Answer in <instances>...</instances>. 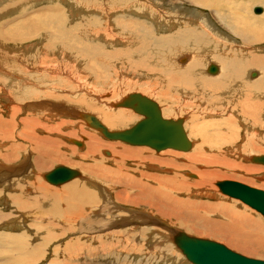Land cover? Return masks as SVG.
<instances>
[{
  "label": "bare ground",
  "instance_id": "1",
  "mask_svg": "<svg viewBox=\"0 0 264 264\" xmlns=\"http://www.w3.org/2000/svg\"><path fill=\"white\" fill-rule=\"evenodd\" d=\"M4 1L5 0H0V8ZM8 1L12 4L17 2V0ZM22 1L24 0H20L17 4V10L28 11L31 15L28 19L30 20L29 22L22 24L20 27L17 26L12 28L13 33L17 35V43L22 45L24 40H28L33 36H38V32H41V30L44 35L41 33L39 36H43L42 38H44V40L42 42L45 41V43L42 45L40 42L39 44L35 43V48L38 49L37 59H35L36 57L34 58L35 60L26 59L28 61L26 62L25 60L19 59L18 54L17 62L21 61L23 66L26 65L28 68L31 64L34 65V70L37 71L38 75L41 74V76L37 79V82L33 76L30 77L31 74L28 73L29 70H27V68L18 65L17 72L13 70L15 75L17 73V79H13L12 85L8 86L6 84V86H8L6 87L4 82H2L3 77L1 78L0 76V89L2 88V95L4 96V98L2 96H0V98L3 100L6 99V105H10L11 108H9L14 109L7 118L2 116L3 112L0 110V143L5 138H9V140L13 141V131L16 130L15 125L17 126V144L11 143L10 145L17 150V155L14 150L10 152V149H4L3 147L2 150H4V152L0 153V160L3 161L4 159L8 161L7 159H11V154H13L14 158H17V162H19L17 164L18 167H16V165L13 166V169L17 170V196H10V202L17 204V210L27 211L36 207L39 215H48L47 218L52 216V219L45 218L46 222L40 224L39 227L43 226L44 229L42 243L35 245L32 250L26 249V242L22 236H11V239L16 242L20 261L31 262L34 258L41 256L43 253V245L60 235L57 234L56 230L53 228L55 224L59 223L62 224L61 226L64 232L78 229L80 234L86 233L92 237L93 235H100V232H105L104 234L109 236L112 234L113 236L115 231L118 232L116 229L123 228L122 226H124V230H134L136 234H138L139 231H143V233L151 232L154 236L171 233L170 235H172L173 243H175L174 237L179 230H177V228H170L169 223L167 224L169 226L168 228L165 218H168L170 221L177 220L179 222L182 219L190 217L199 221L205 219L207 223H210L207 220L209 217L203 212L226 214L220 210L221 208L223 209L226 204L222 207H220L221 203L218 205L212 204L211 206L209 203H205V201H197L195 198L193 199L191 197H179L178 194L210 196V191H217L215 188L211 190V185L216 184L217 188H219L218 182L225 180H213L217 176L224 175L223 168H225V170L227 169V171L231 170L235 172L241 170L245 173L260 170L264 171V167L262 168L255 164H244L239 160V156L243 155L242 152L239 153L243 149L242 146L255 147V145H250L249 141H247L246 144L241 146L239 144L241 139L238 137L235 140H231L234 139L231 135L235 133L233 131H236V129L232 131L233 134L230 130L222 129L221 125H219L221 118H217L219 121H214V133L209 130H198L202 129V123L200 126L198 125L199 127H197V124L193 125V131L198 130L194 135L196 137L200 136L201 138H199L200 141L194 142V146L190 152L172 150L171 147H167V149L162 148L163 150L153 147L157 150L155 152L144 146L135 147L123 145L118 141L121 139L115 141L103 138L101 134L107 137L104 132L106 129L107 131H113L116 129L122 130L120 128L124 129V127L126 128L128 126L132 127L133 123L142 118L139 117L140 115L134 114L131 111L133 108L131 110L123 108L127 107L123 105V102L129 98L131 93L127 94L125 97L123 96L120 100H110L108 94L112 90H108V88L98 90L97 87L93 85L90 87L86 86L89 84L84 80V74L79 75L78 73L82 66L80 62H72L73 72L68 65L56 62L57 59L54 57L56 46H60L61 44H69L75 48L80 47L82 42L74 38L77 34L82 33L90 36L95 34L93 29L86 26L82 27L80 23V27L75 30L72 28L73 26L70 27L73 30H69L67 27L64 28L63 24H66V17L63 12L68 7L74 10V14H78L79 12L81 15H84L85 20H100L105 27L113 29L110 33L96 34V37L103 38L107 43L114 45L120 43L123 46L109 53L112 59L107 62L112 63L115 62L113 60L115 57H117L115 59H121L122 63L129 61L132 63L130 59V49L128 50V47L131 45V37L135 36L131 34L130 28H145L140 23V20H143L145 23H148L149 20L151 30L145 28L146 30L143 34L147 41L151 39L144 48H138L140 52L146 49L151 50L160 40V45L156 47L158 53H160L161 49H164L166 54V52H168L166 48L170 46L168 43L182 41L183 49L190 50L179 55L181 49L179 46H176L177 55L179 56H174V59L171 60L173 66L165 70L170 71L166 77L168 79L163 80L165 77L163 76L161 80L164 87H160L162 89L166 87L163 92L171 94L172 87L174 86H177V89H174L175 91H182L183 88L189 90L191 86L195 88V85H199L197 89H199L201 97L198 101L200 105L206 106V103L210 104V102L213 103L216 101L219 95H224V97L226 96V98H228L226 93L222 94L223 88L226 89L229 87L228 83L232 81L236 82V84H238L236 88L239 89V84L242 85V83H239L241 76L233 75L232 73L235 70L239 71L241 70L240 68L243 67L245 69L248 66H261L263 69L261 70L259 67L261 70L259 78L261 79L258 78L259 80L257 81L249 79L252 84H254L251 89L253 91L249 90V92H253L252 96L254 100L251 97H246L252 100H243L245 106H241L244 104L240 106L246 108V111L251 114L249 115L250 117L254 116L253 120L255 123H257V121L262 122L264 119V73H262V71H264V53L262 50L264 48L259 50L257 44L264 42V14L256 18L249 14L248 10H250V3H254L253 0H28L25 4H22ZM43 2L47 4L43 5ZM257 2L264 5V0H257ZM224 3L227 5L226 8H224ZM256 6H254V10ZM42 7L49 11L36 14L35 12ZM200 8H205L207 12ZM128 13L136 18L128 19L129 17H121ZM52 16H54V18H52ZM206 16L207 18L208 16L211 18L206 24L208 29L205 27V32L209 36V40H213L214 45H217L219 49V54L222 57V71L220 65L213 61L212 55L214 53L212 49H207L205 46H202L203 49L198 47V45L204 43L205 39L203 35L196 31V28L191 25H189L190 28L184 31H176V35L173 34V32L160 37H156L155 35V33L159 31L172 30V28L176 27L177 21L183 26L181 20H207ZM53 20H55V22ZM113 20H126V28L127 31L129 30L128 33L130 36L120 33V35H116L114 32L116 29H114ZM214 20H217V22ZM253 24L259 25V28L257 25L254 26ZM217 28L219 31H217ZM191 36L193 39L187 40V37ZM0 38L1 40L6 39L1 29ZM57 41H59L60 44L53 45L54 42L57 43ZM135 42L138 43L137 41ZM2 43L3 42L0 41V75H11L10 71L13 69V66L9 65L10 67L7 68L4 65L11 64L12 62L6 55H3V51L8 50L9 47L6 48ZM6 43L8 42L6 41ZM11 43L14 44L15 42L11 41ZM30 45L33 44L31 43L29 46ZM24 46L25 45H23L22 48ZM20 48L21 47H19V49ZM31 49H33L32 46L17 50V52L23 53L22 50L29 51ZM44 49H46V52ZM192 49L197 52L196 55H194ZM198 53L199 55L204 54L202 55L203 57L207 56L205 58V60H207L205 69H203V67L199 68V70L202 69L203 74L205 73V78H203L202 73H198L201 72L197 68L198 61L201 58L197 55ZM23 55H25V53H23ZM57 55L63 60L71 59L69 55L60 51L57 52ZM168 55L170 56L173 54ZM240 55H242L243 59L238 57ZM184 57L186 59H184ZM194 57L198 59V61L196 60L198 62L196 64L193 62ZM126 59L128 60L126 61ZM142 60L145 59L138 57L136 61L132 63V67L135 66L134 69L147 70L146 61ZM185 60L187 63L184 62ZM98 62H106V60L100 59ZM73 63L79 69L76 68ZM212 64L218 67V70L215 72L216 74L221 72L217 77H207L206 75L207 72H205V70L208 71ZM166 65L169 66V64ZM88 70L92 73H90L91 77L95 80L99 79L100 76H107L105 71H101L94 62H91ZM215 73H212V75ZM160 74L161 73L158 75ZM250 75L258 76L259 74L257 71H252ZM31 79L33 81H31ZM15 81L17 83V90L14 89ZM170 83L174 84V86H170ZM71 84H73L74 87ZM148 84L152 85L150 82H148ZM244 84L246 83H243V85ZM33 85L38 87L39 90L36 92L32 89L24 91V87L31 88ZM161 88L159 90H162ZM249 88H247V90ZM168 90H171L170 93ZM187 90L184 91L185 95L180 97L181 101H185L187 98H192L194 96H189L190 94L187 93H190L192 90ZM27 93L30 98L36 96L58 97L53 98L55 101L52 103L48 100L49 106L53 105L52 108L48 105L46 108L43 106L44 109H49V116L44 117L45 122L41 120L40 116H35L33 114L34 112H38L35 106H40L36 101L35 104L33 102H25L24 105L19 104V98L24 97ZM239 94L238 92V95ZM245 94L246 92H244V95ZM15 95H17V105L14 99ZM220 98L222 99V96H220ZM1 99L0 102L2 101ZM43 103V105H45V101ZM216 103L223 108L226 104L223 100L216 101ZM175 105L177 106V104ZM43 108L41 111L44 110ZM168 108V111H170V107ZM177 108L179 107H176V109ZM26 109H28L30 114L26 115L24 113ZM204 110L205 108H202L200 111ZM92 111L95 113H91ZM222 111L223 109L220 110L219 113ZM19 112L26 115L22 117L21 120L18 119ZM230 112V118L235 117L230 114ZM96 113L99 117L95 116ZM208 116L212 115L209 114ZM196 117L197 116L192 118L193 123ZM227 123H229V121ZM261 124L259 126L260 128L263 126H261ZM245 128L251 129L248 140L251 141L255 138L257 141L259 131H256L254 127L249 128L247 124ZM36 130H38L39 134ZM73 137L83 138L85 146L80 149L77 144L81 145L82 142L77 139H72ZM5 141L9 142L8 139ZM229 142L233 143L230 144ZM28 146H30V151H36V154L29 153L28 155L26 153V148ZM1 147L0 145V148ZM236 159H238V161ZM128 160L133 161L132 165H135V167H133L134 169L144 168V170H140L139 172L140 177L130 173V168L127 166ZM58 162L68 165H79L89 176H86L84 180L78 181L79 178H83L84 175H82L83 172L81 170L76 168L79 170V174L71 179V182H63L66 184L61 187H51V185L49 186L48 183L41 178V172L43 169ZM57 166L58 165L55 167ZM49 171L43 174L45 180L52 185H59V183H53L48 180L47 174ZM243 179L246 180L247 178L243 177ZM224 196L228 195L224 194ZM5 201L9 202L8 200ZM128 205L133 208L127 209L125 206ZM134 206H137L138 209L134 208ZM227 212V214L232 215L229 217L231 222H227L229 224L228 228H230V231L234 234L232 235L230 233V240L243 232H247V228H242L238 226L237 223H241V225L249 223L251 225L252 219H257L255 215H249V213L231 214L232 212L229 211V209ZM3 213L0 212V221L6 218V215ZM109 216H112L111 219ZM72 223H75L74 227H72ZM165 227H167V230H165ZM171 227L173 226L171 225ZM139 236L141 237V234ZM4 238L5 235L0 233V241H3ZM94 240L98 241V238L95 237ZM125 240H127V238ZM157 243H159V241ZM84 249H88V246L78 241L76 238H73L66 242L65 254L69 251L74 252ZM179 250L181 249L179 248ZM181 252L183 251L181 250Z\"/></svg>",
  "mask_w": 264,
  "mask_h": 264
},
{
  "label": "rangeland",
  "instance_id": "2",
  "mask_svg": "<svg viewBox=\"0 0 264 264\" xmlns=\"http://www.w3.org/2000/svg\"><path fill=\"white\" fill-rule=\"evenodd\" d=\"M19 1L20 0H17L16 3L12 4L8 0H5L2 4L1 8H0V29L3 33V36L6 38V39H2V40L0 38V41L3 42L2 44H4V46L6 48L9 47L8 50L3 51V55H6L10 59V61L12 62L11 64H5L4 66L7 68L10 66H13L12 67L13 69L12 70L10 69L11 75L10 74L0 75L1 78L3 77L2 82H4L5 86H6V84L8 86L12 85L13 79L14 78L17 79V77H16L17 73L15 75V72L13 71V70H15L17 72V65L20 67L27 68V70H29L28 73L31 74L30 77L33 76V78L36 81L41 76V74L38 75L37 71L34 70V65L31 64L30 67L28 68L26 65L23 66L21 61L17 62L18 54H19L18 58L25 60L26 62H28L26 59L33 60L35 57H36L35 59H37L38 58V49L35 48V46H36L35 43L39 44V42H40L41 45L43 43H45V41L42 42L44 40V38H42L43 36L42 37L39 36V34H41V33L43 34L42 30H41V32L40 31L38 32L39 37L38 36L30 37L28 40H24V43H22V45H19L17 43V35H15L13 33L12 28L17 27V26L20 27L22 24L29 22L30 20H28V19L31 15L28 13V11L17 10V4L19 3ZM27 1L28 0L22 1V4H25ZM253 2L254 3H250V10H248L249 14L255 18L258 16H262L264 14V5L258 3L257 0H253ZM42 4L46 5L47 3L43 2ZM224 4H225L224 8H226L227 5H226V3H224ZM184 5H186V4H184ZM256 5L261 6L263 8V11L261 13L255 12L254 6H256ZM200 9L207 12V10L205 8H200ZM47 11H49V10L42 7L39 10H37L35 13L38 14V13H44ZM63 14L66 17V19H65L66 24H63L64 28L67 27V29L69 28V30L70 29L75 30V29L79 28L80 24H81L82 27L83 26L89 27V28L93 29L95 32V34L93 36L84 35L82 33L77 34L74 38L78 39L79 41L82 42V45L78 48H75L69 44H61L60 46H56V48L54 50V52H55L54 57H56V59H57L56 62H60L63 65H68L71 69H72L71 64L73 61H78L82 64L83 67L81 66L79 69L73 63L75 65V67L79 69V71H78L79 75L84 74V76H85L84 80L87 81L89 84V85H86L87 87H90L91 85H93L94 87H97L98 90H103L105 88H108V90H112L108 94L110 100L115 99V101L120 100L121 98H123V96L125 97L129 93L141 92V93L155 99L156 102L160 105L162 112L166 117L184 118L185 129H186V132H187L189 138L191 139L193 145L188 151L172 148V150H176V151L190 152L194 146V142L200 141L199 138H201L200 136L196 137L194 134L198 130H205V131L209 130L212 133H214L215 132V129H213L214 121H219L218 119L221 118L219 125H221L222 129L224 128L226 130H230L231 132L234 129H236V131L235 130L233 131V132H235L234 134L232 132L233 135H231V136L234 139H231V140H235L238 137L239 139H241V141L239 142V144L241 146L246 144L247 141H249L250 145H255V147H251V146L244 147V146H242L243 149L239 153L242 152L243 155L239 156V160H241V162L244 164H253V165L255 164L256 166H259L262 168L264 167V164L254 162L250 158L253 154L254 155L255 154H261V153L264 154V138H263L264 137V134H263L264 133V130H263L264 129V119L262 122L257 121V123H258L257 124L253 120L254 116L250 117L249 115H251V114H249L246 111V108H242L245 106V104L243 103L244 101L252 100V99L254 100V98L252 96L253 92L252 93L249 92V90H251L253 88L254 84H252L251 80H249V79H254V81L261 79V78H259L261 75V70H263L261 68V66H248L245 69L242 67V68H240L241 70H239V71L235 70L232 73L235 76L236 75L241 76L239 79L240 80L239 83H242V85L239 84V89L236 88V86L238 84H236V82L232 81V82L228 83L229 87H227L226 89L223 88V90H222V94L226 93L228 98H226V96L224 97V95H219V96L217 95L218 96V97L216 96L217 100L215 98H213L216 101H222V100L225 101L226 104H225L224 108L221 105H218L216 103V101H214L213 103L210 102V104L206 103V106L200 105V102L198 101V99L200 100L201 94L199 93V89H197L199 87V85H195L194 86L195 88H192V86L190 87L189 90H192V91L190 93H187V94H190L189 96L194 95L192 98H187V100L181 101L180 97L185 95L184 91H186L187 89L183 88V90H182L183 92L182 91H175L174 89H177V86H174V84L170 83V86H174V87H172V91L170 90L172 93L168 94L166 92H163L166 87L164 89H162L160 86L164 87V85L161 83L163 76H165L163 78V80L168 79L166 77H167L170 70H167V71H165V70H166V68L173 66V63L171 62V60L174 59L173 57L179 56L180 54L184 53L185 51H190L189 49L188 50L183 49V47H182L183 41L177 42V43H168V44H170V46H169V48H166L168 50V52H166V54H165L164 49L160 50V53H162V54L157 52L156 47L160 45L161 40L159 42H157L156 45L151 50L146 49L145 51L143 50L142 52H140L138 50V48H144L145 45L148 44L149 40L151 39L150 38L147 41L145 35L143 34V33H145V30L147 28L149 30H151V27L149 26L150 21L148 20V23H145L143 20H140V23L146 29L145 28H136V27L130 28V30H131L130 32H132L131 34H133L135 37H131V39H132V41L130 42L131 45L130 44H129L130 46L128 45L131 48L128 47V50L130 49V54H131L130 59H131L132 63L135 62L138 57L145 59L142 61H146L145 64H146L147 70L134 69L135 66L132 67V63L130 61L126 62V63L125 62L122 63L121 59H115L117 57H115L113 59L115 62H113V63L107 62L108 60L112 59L110 57L109 53L114 52L117 49L122 48L123 46L120 43L118 45L107 43V42H105V40L103 38H101V37L99 38L98 36L96 37V34L97 33H100V34L110 33L113 31V29H109V28L105 27L100 22V20H85L84 15H81L79 12H78L79 15L76 13L74 14V10H71L70 7L66 8L64 10ZM79 17H81V18H79ZM121 17H129L128 19L136 18V17L132 16V14H129V13L124 14ZM52 18H54V16H52ZM206 18H207V16H206ZM210 18L211 17L208 16L207 20H190V21L189 20H181L182 21L181 23L183 24V26L180 25V22L177 21L176 27L172 28V30L169 31V29H168L166 31H159V32H156L155 35H156V37H160V36H165L166 34H170L172 32H173V34H175L176 31H184V30L190 28L189 25H191L192 27L196 28L195 30L200 32L205 39L204 43H201L200 45H198V47L203 49L202 46H205V48H207V49H212V51L214 53L212 55L213 61L220 65L221 71H222V57L219 54V49H218L217 45H214L213 40H211V41L209 40V36L205 32V30L207 28L206 24L210 20ZM53 21L55 22V20H53ZM214 21L217 22V20H214ZM131 23H132V20H131ZM113 24H114V29H116V31H114L116 35H118L120 33L122 35L130 36V34L128 33L129 30L127 31V28H126V25H127L126 20H113ZM253 25L255 26L257 24H253ZM71 26H73L72 27L73 29L70 28ZM257 26L259 28V25H257ZM217 31H219L218 28H217ZM192 39H193L192 36L187 37V40H192ZM6 41L8 43H6ZM11 41H14L15 43L13 44V43H11ZM135 41H137L138 43H136ZM141 42H143V43H141ZM31 43L33 45L29 46V44H31ZM55 43L56 42H54L53 45H59L60 44L59 41H57L56 44ZM23 45H25L23 48L32 46L33 49H31L29 51L22 50V52L25 53V55H23V53H18L17 50L23 49L22 48ZM242 45H245V44H242ZM176 46H179L181 49V51H179V55H177L178 52L176 50ZM19 47H21V48L19 49ZM133 47H135V48H133ZM257 47L259 50L263 49L264 48V42L257 44ZM13 50H15L16 52ZM131 50H133V51H131ZM44 51L46 52V49H44ZM58 51L69 55L71 59H69V60L60 59L59 56L57 55ZM262 52L264 53V49L262 50ZM196 53L197 52L194 51V55H196ZM168 54H173V55L169 56ZM197 55H199V53ZM202 55H204V54H202ZM202 55L201 54L199 55V57H201L199 59V61H198L197 57H194V59H193V62L195 64L199 62L197 64L198 70L201 67H203V69H205V67H206L205 65H206L207 60H205V58L207 56L203 57ZM238 57L243 59L242 55H240ZM233 58H231V59H233ZM100 59H105L106 62H98ZM166 59H167V63H166ZM184 59H186V58L184 57ZM127 60L128 59H126V61ZM169 61H170V63H169ZM91 62H94L95 65L97 67H99L101 71L102 70H103V72L105 71V74H107V76H105L106 78L103 76H100L99 79L95 80L91 77L92 73L89 72V70H88ZM184 62H186V60ZM184 62H181V63H184ZM124 64H128V65H124ZM166 64H169V66H167ZM241 65H242V63H241ZM259 67L261 68V70ZM72 70L74 72V69H72ZM12 71H13V73H12ZM199 71H201V72H198V73L199 74L202 73L203 78H205V73L203 74L202 69ZM208 71L205 70V72H207V74H206L207 77L208 76L209 77H212V76L217 77V75L219 73H221V72H219L217 74L215 73L214 75H212V73H210ZM252 71H257L259 75L258 76H251L250 72H252ZM159 73H161V74L158 75ZM262 73H264V71H262ZM34 74H36V75H34ZM12 75H14V76H12ZM262 76H263V74H262ZM31 81H33V80L31 79ZM6 82H8V83H6ZM148 82L152 83V85H149ZM45 83L47 84L46 80H45ZM155 83H157V84H155ZM243 83H246V84L243 85ZM38 84H37V86H38ZM230 84H231V86H230ZM71 85L73 86V84H71ZM175 85H177V84H175ZM8 86H6V87H8ZM105 86H107V87H105ZM182 86H184V85H182ZM111 87H113V88H111ZM160 88L162 90H159ZM247 88H249V89L247 90ZM1 89H0V96H2L4 98V96L2 95ZM14 89L17 90L16 81H15ZM23 89H24V91H29L32 89L35 92L37 90H39L38 87H36L34 85L31 88L24 87ZM189 90H187V91H189ZM170 91H169V93H170ZM232 91H233V93H232ZM251 91H253V90H251ZM238 92L240 93L239 95H238ZM244 92H246L245 95H244ZM211 94H213V93H211ZM220 96H222V99L220 98ZM246 97H251L252 99H249ZM53 98H58V97H56V96H36V97L30 98L29 94L27 93L24 97L19 98V100L21 101V102L19 101V104L24 105L25 102L26 103H32L33 102L35 104V101H36V103H38L40 106H35V109H37L38 112H34L33 114L35 116H40L41 120L45 122L44 117L49 116L48 115L49 109L48 108L44 109V108H46L47 105L49 106V101L51 103L55 101V99H53ZM109 98H107V99H109ZM14 99H15V101L17 100V95L14 96ZM190 99H192V100H190ZM1 100L2 101L0 102V105H1L0 110L4 113V114L2 113V116L7 118V117H9L10 112L14 109H10L11 106L6 105L7 104L6 99L5 100L1 99ZM44 101H45V105H43ZM240 101H242V102H240ZM181 102H182V104H181ZM186 103H187V105H186ZM175 104H177V106ZM241 104H244V105H241ZM16 105H17V101H16ZM43 106H44V108H43ZM52 106L53 105H51L49 107L52 108ZM33 107H34V105H33ZM168 107H170V109H171L170 111H168L169 110ZM176 107H179L181 109H179V108L176 109ZM42 108L44 109L43 111H41ZM123 108L129 109V110L132 109L129 107H123ZM185 108H186V111H185ZM202 108H205V110L200 111V110H202ZM222 109H223L222 112H224L226 115L222 112L219 113V111ZM230 110H231V112H230ZM81 111H83V110H81ZM131 111L134 114L140 115L139 117L143 118L142 114L136 113L133 109ZM229 112H230V114L234 115L235 117L230 118ZM24 113L26 115L30 114L28 109H26V111ZM24 113L21 114L19 112V117H18L19 120H21L22 117L26 116ZM91 113L94 114L95 112L92 111ZM209 114L212 116H208ZM95 116H98V114L96 113ZM195 116H197L198 118L196 117L195 122L193 123L192 118ZM56 120H57V118H56ZM228 121H229V123H227ZM135 123H133V124H135ZM201 123L203 124V125H201L202 129H198V130L193 131L194 130L193 125L197 124V127H199ZM261 123H263V124H261ZM133 124H132V126H133ZM246 124L249 128L254 127L256 129V131H259V136L257 137V141L255 138H253V140H251V141L248 140V138L250 137L249 134H250L251 129L245 128ZM260 124H261V126L263 125L261 128L259 127ZM15 127H16V130L13 131L14 140L13 141L9 140V138H5L4 140L2 139L3 141L0 143V145L2 146L0 148L1 149L0 153L4 152V150H2L4 147V149H10V152H11V150H14L16 152V155H17V150L13 146H10L11 143L17 144V126L15 125ZM204 127H206V128H204ZM120 129H123V128H120ZM36 132L39 134L38 130H36ZM101 135L103 138H106L108 140H115V141L118 140V139H109V138L105 137L103 134H101ZM7 139L9 142L5 141ZM72 139H77V140H80L82 142L81 145L77 144V146L80 149H82L85 146L83 138L73 137ZM118 141L121 142V144H123V145L125 144V145L135 146V147L136 146H144L147 149L150 148L149 150H153L155 152L157 151L155 148H153L149 145H134V144L125 142L123 140H118ZM260 141H262V142H260ZM229 143L231 144L233 142H229ZM4 145H6V146H4ZM169 149H171V148H169ZM223 149H225V148H223ZM30 150H31L30 146H28L26 148V153L28 155H29V153L30 154L31 153L36 154V151L31 152ZM162 150H160V151H162ZM7 160L8 161H6L4 159H3V161L0 160V212L1 213L4 212L3 214L6 215V218L4 220L0 221V233L5 235V238L3 239V241H0V264H194V263L190 262L189 260H187L186 256L183 255V252H181V250H179L178 246L175 243H173L172 235H170L171 233L162 234V235L159 233L160 235L154 236L151 232L143 233V231L142 232L139 231V233L136 234V232L134 230H124L125 228H124V226H122L123 228H119L120 230L116 229L118 232L115 231L113 236H112V234L109 236V235L104 234L105 232H100V235H98V236L93 235V237H92V236L87 235L86 233L80 234L78 229H75V230L70 231V232H64L62 230V226H61L62 224L61 223L55 224L53 226V228L56 230L57 234H60V235L43 245V253L41 256L34 258L31 262L20 261L19 260V253H18L17 247H16V242L13 239H11V236H22L26 242V249L32 250L35 245L42 243V234H43L44 229H43V226H41V227H39V226L41 223L46 222L45 218H47L48 215H42V216H41V214L39 215V212L37 211L36 207L32 208L30 210H27V211L17 210V204L10 202V196L11 195L17 196V170L13 169V166L16 165V167H18L17 164L19 162H17V158H14L13 154H11V159H7ZM232 160H235V159H232ZM236 160L238 161V159H236ZM132 163H133V161L128 160L127 166H128V168H130L129 169L130 173L134 174L137 177H140L139 172H140V170H144V168L134 169L133 167H135V165H132ZM56 165H67V166H70L73 168H78L79 170H81L83 172L82 175H84V177L83 178L78 177L79 178L78 181L84 180L86 176H89V175H87V172L83 168H81L79 165H68V164H64L61 162L52 164L50 167L43 169V171L41 172V178L46 183H48L49 186L51 185V187H54V188L55 187H61V186L65 185L67 182L72 181V180H69L66 183H61L57 186L52 185L51 183L46 181L45 178L43 177L44 176L43 174L45 172H48L49 170L53 169ZM223 170H224V172H223L224 175L217 176L213 180H220V179L237 180V181L247 183L251 186H255V187L264 189V171L263 170L255 171V172H251V173H245L244 171H241V170L235 171L236 172L235 173L234 171H231V170L227 171V169L225 170V168H223ZM243 177H245L247 179L245 180V179H243ZM212 185L210 187L211 190H212V188H213V190L215 188V189H217V191L215 192V191L209 190L210 196L209 195L200 196V195L183 194V193L178 194V196L179 197H191L193 199L195 198L197 201H205V203H209V205H211V206H212V204L218 205L221 203L220 207H222L224 204H226L223 207L224 210L222 208L220 209L221 212L226 213L225 215L221 214V213L219 214L218 212L217 213L216 212H203L207 217H209V219H207V220L210 223H207L205 221V219H201V221H204L206 223L201 222L195 218L194 219L190 218V217L186 218V219H182L179 222L177 220H171L170 221L168 218L164 217L166 225L169 223L170 228H177V230L185 231L186 233L194 235L196 237L213 239V240H216L218 242L224 243L228 247H230V248H232V249H234L240 253H243L247 256L264 259V215L261 214L259 211L255 210L254 208H252L251 206H249L248 204L242 202L239 199L224 196V194H222L220 192L219 188H217L216 184H214L213 186ZM5 200H8L9 202H7ZM125 207L127 209L133 208L132 206H129V205L125 206ZM229 207H231V208H229ZM134 208L138 209L137 206H134ZM227 208L229 209V211L232 212V213L230 212L231 214L249 213V215H251V214L255 215L257 218L256 220L252 219L251 225L248 223V224H245L246 225L245 226V225H241V223H237L238 226H241L242 228H245V229L247 228L246 229L247 232H243L242 234H240L239 236H235V238H232L231 240H230V236H231V234L232 235H234V234L232 233V231H230V228H228L229 224L227 222L228 221L231 222L229 217L232 215L227 214L228 213ZM111 217L112 216H109L110 219H111ZM47 219H52V216L50 218H47ZM42 220H44V221H42ZM161 220H163V219H161ZM210 220H212L213 222ZM224 221H226V222H224ZM253 222H254V224H253ZM171 225L173 227H171ZM74 226H75V223H72V227H74ZM169 226H168V228H169ZM166 228L167 227H165V230H167ZM63 232H64V234H63ZM71 232H73V233H71ZM140 234H141V237L139 236ZM95 237L98 238V241L94 240ZM73 238H76L78 241L83 242L86 246H88V249H84V250H80V251H74V252L69 251V252H67V254H65L66 242L69 241L70 239H73ZM126 238H127V240H125ZM154 239H155V241H154ZM157 239H158L159 243H157L158 242ZM25 262H27V263H25Z\"/></svg>",
  "mask_w": 264,
  "mask_h": 264
},
{
  "label": "water",
  "instance_id": "3",
  "mask_svg": "<svg viewBox=\"0 0 264 264\" xmlns=\"http://www.w3.org/2000/svg\"><path fill=\"white\" fill-rule=\"evenodd\" d=\"M262 11L261 6L255 7L256 13ZM208 70L215 73L218 67L212 64ZM123 105L143 114V118L132 127L122 130L106 129L104 132L108 138L121 139L134 145H149L157 149L171 147L189 150L192 147V141L184 126V118L166 117L155 99L140 92H132ZM251 160L264 164V154L253 155ZM78 174L79 170L76 168L58 165L49 171L47 178L53 183L61 184ZM218 186L223 194L240 199L264 215V189L230 179L219 181ZM174 241L194 264H264V259L247 256L223 243L191 236L182 230L175 234Z\"/></svg>",
  "mask_w": 264,
  "mask_h": 264
}]
</instances>
